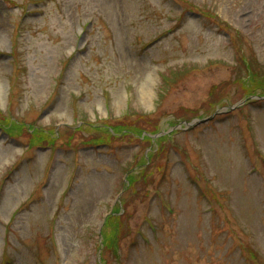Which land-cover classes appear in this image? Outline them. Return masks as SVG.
<instances>
[{
  "label": "rangeland",
  "instance_id": "374dc122",
  "mask_svg": "<svg viewBox=\"0 0 264 264\" xmlns=\"http://www.w3.org/2000/svg\"><path fill=\"white\" fill-rule=\"evenodd\" d=\"M252 95L264 0H0V264H264Z\"/></svg>",
  "mask_w": 264,
  "mask_h": 264
},
{
  "label": "trees",
  "instance_id": "16d2710c",
  "mask_svg": "<svg viewBox=\"0 0 264 264\" xmlns=\"http://www.w3.org/2000/svg\"><path fill=\"white\" fill-rule=\"evenodd\" d=\"M257 66V65H256ZM246 69H248V67L246 68ZM264 101V100H263ZM116 127V129L118 130V131H126V128L123 126V125H118L117 126V124H112L109 128L111 129V128H115ZM132 129L134 130V131H136L137 132V136H142V137H147L148 135V133L146 134L145 132H148V131H145V130H143V129H137L136 127H132ZM108 132H111V130H109L108 129ZM157 132H159V131H157ZM151 133H156L155 131L154 132H151ZM157 138V137H156ZM94 143V144H93ZM93 143H87L89 146L88 147H92V146H94V147H96V146H104L105 145V147L106 148H109V143H107V142H101V143H95V142H93ZM83 146H86V145H83ZM146 161H148V160H146L145 159V161H143V162H141V164L140 165H143L144 164V162H146ZM134 174H132V173H128L127 174V179L129 180V183H131V176H133ZM142 177H144V176H142ZM114 211H116V210H113V212ZM111 218H117V216H110V215H108L107 216V218H106V220H109V219H111ZM108 239H110V237H108Z\"/></svg>",
  "mask_w": 264,
  "mask_h": 264
},
{
  "label": "water",
  "instance_id": "95a60500",
  "mask_svg": "<svg viewBox=\"0 0 264 264\" xmlns=\"http://www.w3.org/2000/svg\"><path fill=\"white\" fill-rule=\"evenodd\" d=\"M242 102H244V100H241L235 104H233L231 107H234L236 106L237 104H241ZM212 117V114L206 116V117H203V118H193L191 121L189 122H184L185 125L188 127V126H191V125H194V124H197V123H200V122H205L207 121L208 119H210ZM185 126V127H186ZM174 127H179V124L177 125H174ZM159 133H156L155 135H158Z\"/></svg>",
  "mask_w": 264,
  "mask_h": 264
}]
</instances>
